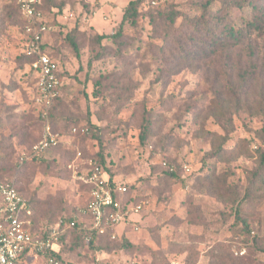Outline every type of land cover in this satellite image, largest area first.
I'll return each instance as SVG.
<instances>
[{"label": "rangeland", "instance_id": "1", "mask_svg": "<svg viewBox=\"0 0 264 264\" xmlns=\"http://www.w3.org/2000/svg\"><path fill=\"white\" fill-rule=\"evenodd\" d=\"M130 1L56 0L66 5L46 42L66 70L55 114L61 139L34 158L42 160L22 162L44 130L22 59L21 16L14 0H0V181H15L32 201V226L49 234L86 203L81 176L102 149L117 187L133 185L144 210L110 241H92L87 218L76 217L82 235L59 234L64 264H264V33L196 61L161 53L177 50V40L186 50L206 47L189 39L197 36L190 19L155 29L141 17L122 41L95 43L94 34L116 31ZM207 1L167 4L198 19L208 16L199 7ZM212 6L235 24L251 17L247 4ZM75 24L86 33L74 35L80 57L66 38ZM75 125L89 131L76 133ZM169 165L182 181L165 177ZM243 198L250 234L236 214ZM125 240L133 247L121 248ZM28 264L48 263L41 255Z\"/></svg>", "mask_w": 264, "mask_h": 264}, {"label": "built area", "instance_id": "2", "mask_svg": "<svg viewBox=\"0 0 264 264\" xmlns=\"http://www.w3.org/2000/svg\"><path fill=\"white\" fill-rule=\"evenodd\" d=\"M21 17L24 21V53L32 58L28 70L33 73L37 84L36 106L39 114L47 123L41 139L21 157L22 162L40 158L44 153L60 143L61 136L56 133L49 123L50 111L61 94L63 79L60 76L59 65L46 50L47 35L56 29L49 24L40 5L43 0H16ZM156 4V2H153ZM84 133L89 129L75 127L74 132ZM81 179L88 185L89 203L82 210L88 220L89 231L98 237L109 235L117 237L118 226L130 224L134 215L144 210V202L127 204L122 194L127 192L126 186L117 187L116 180L95 162H90ZM32 211L29 199L22 194L18 187L0 183V264H28L29 260L45 253H59L61 245L59 234L61 230L72 228L78 220L67 222L61 219L53 231L46 237L35 236L32 226ZM139 230V226H134ZM91 238V236H90ZM50 264H62L55 258H50Z\"/></svg>", "mask_w": 264, "mask_h": 264}, {"label": "trees", "instance_id": "3", "mask_svg": "<svg viewBox=\"0 0 264 264\" xmlns=\"http://www.w3.org/2000/svg\"><path fill=\"white\" fill-rule=\"evenodd\" d=\"M16 5V13L21 16L20 8L14 0ZM153 2H156V4H153ZM168 0H131L128 5L124 9L123 17L122 20L120 21L119 24H116L114 27L116 28V31L114 33H96L93 35L92 40H94L95 43H98L102 45V42L105 40L112 39L113 41H118L121 40L128 32L130 28H134L138 25L139 19L141 17H146L150 20L151 23L156 27H158L160 24L159 22L162 20H166L167 23L170 26H174V24L177 22L179 18L183 19H190L192 22V27L193 30L197 32V36L194 37V35H190L189 39L191 40H196L198 38L202 44H206V47H199L196 50H191L188 49L186 50L183 47L182 41L177 40L179 44V48L177 50H166V49H161V53L163 54H168L174 58H185L188 61H196L197 59L202 58L201 54L205 53L206 50L211 49L213 52L216 50H224V49H232L233 47L237 46L240 44L242 41L247 39L249 36L253 35H261L264 33V0H208L206 3H202L199 5L201 6L203 11L205 12L206 10H210L209 14L207 17L201 15L198 19L195 18L194 16H189L188 14H185V12L180 10V6L175 7L173 4H167ZM215 3H220V8L222 10H227L230 8H238V9H243L245 4H247L248 8L251 10V17L248 18L247 20L243 21L241 24H235L232 23L227 19V16H221L218 14V10H215L213 8V4ZM66 3H57L56 0H43L42 4L40 5V9L43 11L47 21L49 24L52 25H57L58 22V17L62 15L64 11ZM191 17V18H189ZM21 22H22V30H23V25L24 21L21 17ZM60 27L62 26L59 24ZM202 26V27H201ZM55 31H58L55 30ZM82 33L86 34L84 31L80 30V27L75 24L73 28H70L69 33L67 34L66 38L69 41V43L73 46L75 49L77 57H80V48L79 44L74 38L75 34ZM122 41V40H121ZM198 45V43H197ZM103 46V45H102ZM46 50L48 51L49 55L51 58L58 63L59 65V72L60 76L63 79V86L61 90L64 88V80H65V72L66 70L62 67L61 62L59 59L56 57V55L50 50L49 45H46ZM97 58H100L101 56L96 55ZM22 59L25 61L26 67L32 62V58L27 57V55L23 52L22 53ZM31 75L33 73L29 71ZM34 78V77H33ZM34 86H35V94H37V84L36 80L34 79ZM96 87H100L101 84L100 82H97ZM95 93V92H94ZM60 96L57 98L55 101V104L53 108L50 111V117H49V123L51 124L53 130L56 133H59L56 129V120H55V114L56 110L59 106L60 103ZM40 120L42 121L43 124V130L45 128V125L47 121L39 115ZM90 122V121H89ZM75 127H79L78 125L72 126L71 130H73ZM91 129L96 128L99 129L95 124H91L89 126ZM97 139L99 141L100 146L102 147V140L100 136H97ZM55 148V147H54ZM222 147H219L216 152H214L216 156H221L223 153ZM97 161L102 166V168L110 175L111 180H115L113 177V173L111 172L109 166L106 163V155L104 154V151L100 149V151L97 153ZM42 159H35V161H39ZM34 159L31 160V162H35ZM264 169V151L261 153L260 156V170ZM165 177L170 180V181H182L181 175L178 172V169H175L171 165L165 170ZM259 174H255V179H259ZM0 183L3 184H11L17 187V184L15 183L14 180H2ZM84 185L85 192L87 193V201L86 203L82 204L80 206V210H78L74 216L71 218L67 219V222H71L73 220H76L77 218H85V216L82 213V210L87 209L88 203H89V186L86 184ZM132 187L126 186L127 192L124 194L125 196H122V199L125 203L129 204H137L141 202L140 199L136 197H131L132 196ZM22 194H24L22 192ZM26 197L27 195L24 194ZM28 198V197H27ZM30 201V205L33 209V204L30 198H28ZM243 198L240 203L237 206L236 214H237V219L244 225V231L247 232L248 234L251 233V229L249 227V224L247 223L246 219H244L241 214H240V209L241 205L244 202ZM77 217V218H76ZM83 221V220H81ZM74 232H77L78 234L82 235L83 233V227L81 224L77 223L76 226L70 228ZM33 232L35 236L38 237H46L48 233H43V232H37L35 230V225L33 227ZM91 235V240L94 241L95 239H106L110 241L109 235H104L98 237L97 234L93 231H89ZM79 236V235H78ZM127 239V238H125ZM121 248H128V247H133V245L128 241L125 240L121 245ZM43 259L50 264V258H55L56 260H59L62 264L63 263V256L62 254L59 253H45L42 255Z\"/></svg>", "mask_w": 264, "mask_h": 264}]
</instances>
